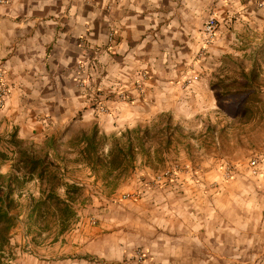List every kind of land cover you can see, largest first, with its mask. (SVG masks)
<instances>
[{
	"label": "crops",
	"instance_id": "crops-1",
	"mask_svg": "<svg viewBox=\"0 0 264 264\" xmlns=\"http://www.w3.org/2000/svg\"><path fill=\"white\" fill-rule=\"evenodd\" d=\"M212 15L218 37L200 60L203 26ZM262 41L264 0H8L0 7V65L12 92L0 112V153L14 140L47 157L58 169L61 198L67 186L99 193L89 203L71 204L76 217L62 232L56 220L30 218L46 186L35 178L24 184L1 264H135L139 244L149 256L144 264H264V198L242 171L224 182L211 165L197 174L201 183L189 185L175 173V181L159 187L153 200L157 217L119 218L125 190L109 189V177L79 154L83 133L122 135L167 114L183 131L196 132L195 144L208 152L201 157L206 164L236 162L206 150L208 136L221 134L225 144L230 131L241 129L209 84L226 59ZM120 88L129 102L110 95ZM98 93L104 94L106 112L92 102ZM176 139L169 152H180ZM147 153L127 175L142 202L151 194L139 179L153 174L148 164L156 156L154 149ZM163 157L166 162L173 156ZM17 159L0 155V173L16 174Z\"/></svg>",
	"mask_w": 264,
	"mask_h": 264
},
{
	"label": "rangeland",
	"instance_id": "rangeland-1",
	"mask_svg": "<svg viewBox=\"0 0 264 264\" xmlns=\"http://www.w3.org/2000/svg\"><path fill=\"white\" fill-rule=\"evenodd\" d=\"M229 58L231 60L226 59L223 65L218 67L213 73L209 87L214 94H217L219 100L224 101L223 106H226L229 109L230 117H237L236 120L241 124V129L239 131L235 130L236 132L230 131V137L224 142L225 144H222L221 142V134L215 136L214 139H211L208 136L207 140L209 141L210 139L212 141H209V144H207L208 148L206 150L209 151L210 154H213L216 158L218 156H222L223 154L226 155L230 161L232 158L233 160L236 159V162L217 163L214 161L213 163L208 162V164H206L201 157L208 152L202 151L199 145L195 144L193 134H196V132L191 130L183 131L182 127L177 123L175 124L171 117L167 114H162L150 123H145L140 126V136H144V132L146 131L148 134L143 141V150L141 149L142 147L140 148L138 145V149L134 152L136 160L139 156L149 157L147 152L151 149L155 150V159L154 161H150L148 164L153 174L149 177L141 175V179H139V183L140 181L145 182L143 186L147 188L151 194L146 196L147 202L141 201V192L131 189L132 185L129 181H127V175L131 173V170L134 171L135 169V165L133 163L135 160L133 162L131 161L129 165L127 164L128 168L123 170L120 174H113L109 177V189L113 190L120 187V190H125L123 194H121L122 198L120 201L118 200L119 204L123 205L122 208L118 209L117 217L135 219L145 217L151 219L154 215L157 217V213L155 212L156 209H153L156 208L157 205L153 200L158 197L156 194L159 187L170 183L172 184V182L175 181L174 178L178 177L175 176V173H177L176 175L182 174L185 176L182 184H184V182L188 185L194 183L199 184L202 181L198 178L199 175L197 174L203 170L209 169L211 165L214 170L221 173L224 182L236 180L237 177L241 175L242 171V173L246 175L245 177L248 178L249 182L257 183L260 189V195L264 198V41H262V45L259 47L257 46L256 49L248 47L241 50V57L239 58L232 56ZM254 58L256 59L258 80L255 84L256 88L249 91L250 94H241V88L239 86H233L227 90L221 85L216 86V88H211L213 87L211 83L217 84L218 80L223 81L224 85L231 80L239 79L241 82V67H243L246 72H249L252 64L251 62ZM226 92L229 94H224ZM237 100H239V102ZM115 101L123 103L120 102V100ZM237 103H239V106L241 107L240 110H237ZM244 108L249 109L247 114H245ZM167 121L170 122L171 130L163 134V129L165 128ZM230 122L234 124L236 121ZM190 123L191 126H194L193 120H190ZM125 133H122V135L115 134L107 137L110 138L112 136H117V138L121 140V143H124L126 142V138L123 137V134ZM239 133L241 135V144L237 147L235 144ZM175 135L177 138L176 140L181 143V150L180 152H175L174 150L173 152H169L171 145L167 142L171 141V138H175ZM134 136L135 135L133 134V137ZM135 144L137 145L139 143L135 142ZM164 154H170L173 157L166 159L165 162L163 159ZM99 171L106 175L108 174L104 168H100ZM188 173H192L194 175H188ZM163 178H166V180L164 181ZM29 189L35 191L33 185H30ZM95 191L99 193L98 189H93L90 190L89 193L79 192L78 195H75V198L76 200L80 199L83 203H89L92 200L91 195H97ZM107 192L108 191L103 192V195ZM136 201H141L137 204L136 210H133L132 208L127 210V206L130 205L131 202ZM146 210L150 211L148 216L146 215ZM48 220V223L52 224L53 220ZM153 232L155 231L153 230ZM143 249L144 248L140 246V244L134 246L132 260L135 264H144V262L149 259V256ZM0 256L3 255L0 254ZM1 259L2 257L0 258V264L2 263ZM3 261L8 263L10 260L7 258Z\"/></svg>",
	"mask_w": 264,
	"mask_h": 264
},
{
	"label": "trees",
	"instance_id": "trees-1",
	"mask_svg": "<svg viewBox=\"0 0 264 264\" xmlns=\"http://www.w3.org/2000/svg\"><path fill=\"white\" fill-rule=\"evenodd\" d=\"M251 63L249 72H246L241 67V82L239 79L231 80L224 85L223 81L218 80L217 84L211 83L213 85L211 88L221 85L227 90L230 87L239 86L241 94H250L249 91L256 88L255 84L258 80L256 59L254 58ZM224 94L229 93L226 92ZM248 111V108H244L245 114ZM169 130H171L170 122L167 121L163 134L169 132ZM140 131V127L128 130L123 134V137L126 138V142L124 143H121V140L117 136L108 138L106 135H99L97 129H94L88 135L83 133L79 138V143H83L84 147L79 149V154L84 162L93 169L104 168L108 173L106 176L110 177L115 172L128 168L129 163L135 160L134 152L138 149V145L143 150V141L148 132L146 131L144 132V136H140ZM133 134L135 135L134 137ZM135 142L139 144L136 145ZM167 143L170 144V141ZM106 147H108L107 152H105ZM16 154L18 155V159L14 165L16 174L4 175L0 173L1 255L9 243L10 233L16 225L17 216L13 214V209L17 206V200L20 198L18 191H20L24 184L37 179L46 186L41 192L42 196L35 202L30 218L34 219L36 223L49 221L48 219L56 220L59 222L62 232L69 228L70 221L76 217V212L71 204L76 201L75 195H78L80 192V189L75 186H67L65 191L66 198H61L57 194V189L62 185L57 176L58 169L55 164L50 162L47 157L37 156L29 149L23 148L14 140L9 143L4 153H0L3 158ZM19 173L22 175H18ZM48 227L49 225L45 228L48 229Z\"/></svg>",
	"mask_w": 264,
	"mask_h": 264
},
{
	"label": "built area",
	"instance_id": "built-area-1",
	"mask_svg": "<svg viewBox=\"0 0 264 264\" xmlns=\"http://www.w3.org/2000/svg\"><path fill=\"white\" fill-rule=\"evenodd\" d=\"M8 0H0V7L7 6ZM219 32V22L217 18L212 15L204 24L202 34H203V42L201 50L198 54L199 59H203L206 55L208 49L212 46V44L216 41ZM112 40V37H111ZM84 70L83 64L79 67V71L82 72ZM79 72V76L81 75ZM84 72V71H83ZM147 79V76H142V80ZM81 84H84L85 81H80ZM138 87H142V83L138 82ZM12 89L6 80V72L0 65V112L5 109L6 103L11 95ZM104 94H95V98H93V102L99 108L101 112H106L107 108L103 104ZM115 95L116 100H120V102L127 103L129 102V98L127 96V92L124 88H120Z\"/></svg>",
	"mask_w": 264,
	"mask_h": 264
}]
</instances>
